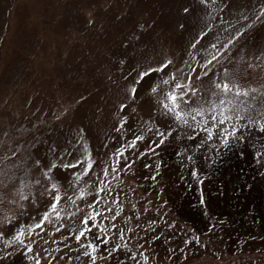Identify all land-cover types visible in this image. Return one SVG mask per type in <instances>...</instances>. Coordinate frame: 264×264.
<instances>
[{
  "label": "rangeland",
  "instance_id": "374dc122",
  "mask_svg": "<svg viewBox=\"0 0 264 264\" xmlns=\"http://www.w3.org/2000/svg\"><path fill=\"white\" fill-rule=\"evenodd\" d=\"M228 63L259 120L264 0H0V233L41 224L0 240V264H264V132L225 146L197 127L208 113L189 127L164 108L218 101Z\"/></svg>",
  "mask_w": 264,
  "mask_h": 264
},
{
  "label": "snow or ice",
  "instance_id": "6c2138e0",
  "mask_svg": "<svg viewBox=\"0 0 264 264\" xmlns=\"http://www.w3.org/2000/svg\"><path fill=\"white\" fill-rule=\"evenodd\" d=\"M200 2L206 3L207 0H200ZM184 11L187 13L189 9L185 8ZM244 19H247V17H244ZM204 35V34H202ZM231 42V41H230ZM199 43V40L196 41L192 45L193 48L196 47V44ZM213 48L216 47V45H212ZM226 47V45H225ZM217 56L213 55L212 60H216ZM212 60L208 61L209 64L212 63ZM168 63H171L170 61ZM168 65H162L159 69H148L144 72H141L139 74V78L137 82L139 83L144 78L148 77L150 73L156 72V71H162L164 68H166ZM206 74V73H205ZM225 78L228 80V82H221L216 83L215 87L219 90L218 93H214V96H219L220 98L218 101H208L205 102L208 106L205 107L204 105H199L196 107H183L182 105H190L191 101L189 99H186L188 93L181 92L180 94H177L176 92H169L167 94L166 99L170 101L169 104H165L164 108L166 109V113L171 114L173 118L177 121H179L183 125H187L191 127L189 124V117L191 120L196 121L197 116L204 117L205 113H208L207 119H202L201 121L197 122V127H200V125H203L202 131H204L207 135V140H212L213 136H217L221 139V142L225 145H229L230 139L236 140V141H243L244 136L243 134L238 135V133H242V130L244 129H250L252 127L258 126L259 130L261 132H264V111H261L258 113V116L260 117L259 120L254 119L250 115H242L241 113H247L248 108L244 106V102L239 100L241 96L247 97L249 95V92L246 90L241 89L240 85L236 83L234 76H232L229 73H225ZM173 80H175V77L173 76ZM164 84H167L168 81H163ZM177 89H182L184 86L177 83L175 85ZM133 95L136 93V89L133 88L132 90ZM151 91L155 93L157 91L156 87H152ZM191 93L195 94V89H190ZM252 91H256L255 89H252ZM229 94H231L232 98H228ZM124 107V106H122ZM251 107V106H248ZM247 120V123H241V121ZM210 125V126H209ZM228 125H231L229 128ZM223 126V127H221ZM159 135L163 136V133H159ZM137 140L142 139V137H136ZM134 143H132V146H134ZM161 143L163 141L161 140ZM264 147V145H262ZM260 153L257 152V155ZM119 155H122V153H119ZM39 163V162H38ZM84 162L77 160L75 164H65L63 167L65 168H76L78 165H82ZM53 168L56 167V165H52ZM92 168V164H87V170ZM50 171V170H49ZM48 173L46 172L45 175ZM107 174V173H105ZM194 176L196 175L195 172L192 173ZM28 185H23V187H27ZM49 191V195L52 197V203L50 204V208L52 212L55 213L57 217L60 216V212L57 211L58 204L61 200V196L59 195L58 188L56 184L51 185V190ZM4 193H0V202L4 199ZM83 195V193H81ZM24 199H27V197H23ZM49 216L48 213H45L43 216V220H48ZM89 217H86L84 221H82L85 225L88 224ZM41 227L40 223H37L35 225H29L26 227H21L18 230H16L15 234L11 237V239H4V234L0 233V240H3L5 247H9L11 245H24L25 240L24 237L26 234L30 233L34 228ZM90 231V228H85V230L80 231L79 234L76 236V239L79 240L81 237L85 236L86 232ZM106 243V241H105ZM83 247V245H82ZM88 248L91 249V252L94 253L96 251V245L89 244ZM27 251L31 252L32 248L30 246H27ZM12 253H7V255H11ZM85 256H90L89 251L84 252ZM2 258V257H0ZM34 257H29V259H33ZM93 260L95 257H91ZM36 264H39V261H36Z\"/></svg>",
  "mask_w": 264,
  "mask_h": 264
},
{
  "label": "trees",
  "instance_id": "16d2710c",
  "mask_svg": "<svg viewBox=\"0 0 264 264\" xmlns=\"http://www.w3.org/2000/svg\"><path fill=\"white\" fill-rule=\"evenodd\" d=\"M234 64H235V63H233V64L228 63V64L224 65L223 67H221V69H220L221 78H222L223 80L228 81V80L225 78V74H224V73L227 72V73L231 74L232 76H234L236 83L238 82L237 79H238L240 76H243V78L247 80V74H246L247 66L244 65V63L239 64V65H241V67H243V70H244V71H241V72L239 73V72L236 71L237 69L235 68ZM229 71H230V72H229ZM237 73H239V74L237 75ZM241 74H242V75H241ZM0 193H4L3 190H2L1 188H0ZM4 194H5V193H4ZM7 200H8L7 195H4V199H3L2 202H0V206H1L3 203H5Z\"/></svg>",
  "mask_w": 264,
  "mask_h": 264
}]
</instances>
